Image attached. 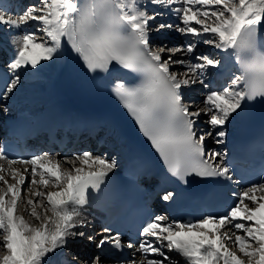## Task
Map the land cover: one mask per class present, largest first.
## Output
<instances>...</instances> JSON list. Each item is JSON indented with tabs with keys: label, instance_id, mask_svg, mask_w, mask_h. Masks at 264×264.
Here are the masks:
<instances>
[{
	"label": "snow or ice",
	"instance_id": "1",
	"mask_svg": "<svg viewBox=\"0 0 264 264\" xmlns=\"http://www.w3.org/2000/svg\"><path fill=\"white\" fill-rule=\"evenodd\" d=\"M153 3H180L181 7L175 11L184 27H178V31L203 37L204 43L224 52L231 50L230 55L238 62L241 74H233L227 86L210 90L199 110L189 109L183 102L181 89L196 84L203 69L218 67L221 62L203 52L197 54L192 43L185 48L152 50L148 32L149 21L155 16H150L139 0H40L17 18L0 12V25L20 28L38 22L49 38L39 40L35 31L23 34L10 67L35 68L42 60H51L65 38L93 72L98 69L106 72L116 62L142 77L139 85L128 87L120 83L116 91L169 171L178 177L192 172L200 176H227L228 167L212 163L219 153H209L208 159H204L205 139L214 133L210 130L198 136L193 117L203 113L209 124L222 126L241 107L242 101L264 97V42L257 41L258 30L264 31V0H153ZM176 53H190L196 62L174 59ZM186 63L188 70L183 74L171 70L173 65ZM19 79L17 75L6 91L11 92ZM215 135L222 137L225 132L217 128ZM77 161L81 167L76 166ZM17 163L33 166L30 185L45 189L51 185L56 189L45 192L25 188L29 194L25 204L30 206L29 215L37 222L35 225L17 215L21 186L26 181L24 174L11 168ZM65 163L71 167L62 168L61 162H54L46 154L30 160L8 161L9 174L16 182L8 183L0 175V181L6 185L0 189V244L5 250L0 255V264H44V258L64 247L68 238L84 236L82 231H74L78 224H84L76 219L80 216L79 209L87 203L88 189H99L115 162L84 152ZM3 171L0 166V173ZM171 195L168 193L163 199L168 200ZM31 196L41 198V212ZM164 220L156 216L142 228L143 236L153 237L159 243L139 242L141 258L133 259L131 264H173V261L181 264L180 257L184 258V264H264V184L253 185L241 193L238 202L220 217L208 216L187 224H165ZM233 230L244 234L237 235ZM88 240L95 241L98 248L108 243L121 247L119 237L102 236L96 241L94 236H88ZM225 240L238 247L247 261L231 251ZM127 247L137 245L129 243ZM149 253L152 257L145 260L143 257ZM99 259L93 264H99Z\"/></svg>",
	"mask_w": 264,
	"mask_h": 264
},
{
	"label": "bare ground",
	"instance_id": "2",
	"mask_svg": "<svg viewBox=\"0 0 264 264\" xmlns=\"http://www.w3.org/2000/svg\"><path fill=\"white\" fill-rule=\"evenodd\" d=\"M39 3L40 0H22V2H20V8L17 9L19 0H0V12H3L6 16L17 18L19 16V13L25 11L26 8L32 5H38ZM139 4L144 10L148 12L150 16H155L154 20L158 19V22L161 21V24L163 25H172V27H160L159 25H157V30H162L161 32H157V30L154 28V20L149 21L150 30L148 32V37L149 44L152 50H157L161 47H167L164 45L159 46L158 42H167L168 38H162V36L172 35L171 39H182L183 42H190L193 40V44L197 49V53L204 52L206 55H208L207 51H205L207 49H209L208 52L211 54H214L215 52L219 53L221 63L218 67L211 66V72L208 69H203V75L198 77V82L196 84L181 89L183 102L189 107L190 110H199L198 102H196L193 97L194 92L190 90L193 89L194 86H199L205 80L206 82L209 81L211 87H213L212 85L214 83L218 85H220V83H223V81H225L228 75L232 77L233 74H241V72L238 70V62L236 58L230 55L231 50H229V52H224L221 49H216L214 45H204L202 42V39H204L203 37L197 38V36L195 35L184 34L178 31V27H184L181 16L178 15L175 11L176 8L181 7L180 3H176L173 5H162L153 3V0H139ZM196 27L199 28L200 26L196 25ZM36 29H38V32L40 33L43 32L42 27L38 22H29L27 25H22L20 28L0 25V67L7 68L13 74L14 79L17 75L20 78L19 83L16 85L15 88L12 89L11 92L6 91L5 99L2 103H0V131H4L6 133L18 121L27 120L32 116H37L44 112L49 113L45 128H66L69 130V133H72V135H74V129L78 126L95 127L98 133V138L94 144H96L100 139H104L106 144L105 153L91 151L85 152H90L93 156H100L101 158L106 159L109 162H115V167L110 171L121 170L126 165L128 160V143L124 135L127 133L129 126L126 125V123H120L117 125V127H112L109 123H107L105 119V117H107L108 112L104 110L101 111L99 109H96L98 114L94 120L82 122L79 118L74 119V117H72L71 119H69L64 116V114H62V111L59 108L60 106H58V98L61 96V92L65 88L63 78L67 66L70 67L71 71V75L68 80L69 83H71L73 86L71 91L78 94L80 98L81 96L87 94L88 88L89 94L87 96V100L89 102H92L93 104H95L93 96L96 94L104 95L107 98V102H109L111 105H115V100L119 99L118 94L116 96H113V88L106 89L101 86L100 79L105 78V74L99 70H96L95 72L89 70L83 58L80 56L79 53L75 52V50L72 49L71 44L66 41V38L62 42L61 47L57 50V52L53 54L51 60H42L35 68L29 65L20 69H11L10 65L14 61L18 50L17 42L26 32L35 31L37 37L39 38L40 35L36 31ZM262 32L264 35V31ZM168 33H170V35H168ZM205 35L210 36L211 34ZM178 47L184 48L182 46ZM175 58L183 59L186 62L194 61L192 60V54L190 53H176L174 59ZM182 68L183 70L181 72L180 69ZM124 69L125 68H123V66L115 62V65L108 72V77L111 78L116 84H125L126 74ZM171 70L183 74L188 70L187 63L184 65H173L171 66ZM212 73L213 76L211 75ZM134 74L136 76H139V74L137 73ZM202 85L204 86V84ZM125 109L127 108L125 107ZM244 109L245 100L241 102V107L237 109L235 113H232L229 116L228 121L224 125L220 126V130H223L225 132V135L219 137V141L214 140L213 136L206 137L204 147L209 148L208 154H220L218 157L212 158L213 164H220L222 166H225L226 157L231 154L234 148L239 123L243 116ZM126 114L127 112L122 114V116L124 117L126 116ZM128 116L134 118L130 112L128 113ZM207 117L208 116L204 115L203 113L199 117H193V119L195 120L194 131L197 132L198 136L210 131L209 124L207 121L208 119L206 120ZM45 128L40 131H45ZM45 154L43 153L42 155ZM112 154L115 155V158L110 159V155ZM78 155L79 154L76 153L65 155L62 152H57L54 156H48L51 157L54 162H61L62 168H70L71 166L65 163V161L73 160ZM0 166L4 168V171L0 173V175H4L8 183H15L16 181L13 180L12 176L9 174L8 171V161L0 159ZM76 166L81 167L82 165L79 163V161H77ZM32 167L33 166L31 165H25L21 163L11 165V168L18 170L21 174H24L26 176L25 185L21 186V198L18 201L17 215H23L28 222L35 225L37 222L34 218L30 217L29 215L30 206L25 204V200L29 197V194L25 191V188L30 187L33 188V190H41L45 192L55 191L56 189L53 188L51 185H49V187L46 189L40 185H30L29 181L31 179L30 173ZM83 167L86 168V166ZM25 168L28 169V172L24 171ZM37 179H39V177H37ZM4 188H6V185L2 181H0V189ZM248 188L250 187H246L243 192L246 191ZM169 193L172 194L170 199L165 200L163 199L164 196H161L159 199V203L166 207L171 206L175 200V192ZM257 195L259 196L261 194L257 193ZM31 198L37 202V211L41 212L42 209L39 206V201L41 198L35 196H31ZM44 203L47 204L46 199L44 200ZM162 209L164 210L163 207ZM89 210V207L82 206L79 209L80 216L76 218L78 221L82 220L84 224H78L77 228L74 229V231H82L84 233V236L68 238V242L64 247L57 249L54 253H49L44 258V264H84L83 262H86L89 258H93L94 262L97 257L100 258L99 264H122L109 261L102 252H96V248L98 247H96L95 241H84L85 239H88V236H94L96 238V241H99L102 236H108L107 234H103L102 230L99 229L97 220L93 216H91ZM48 215H52L51 212H49ZM163 216H166V212H164ZM164 218L165 224L182 223L170 219L169 216H166ZM233 231L237 235L244 234L240 230ZM147 240L153 241L154 243H159L153 237H144L143 241ZM224 243L227 244L231 251L236 252V254L240 256L241 259H245V261H247V258H245L243 254L239 252L238 247L233 245L231 241L225 240ZM0 248L3 249L2 244H0ZM68 251H70V253L74 255L73 258L70 257ZM1 253L0 255H2ZM151 257L152 254L149 253L143 258L146 260ZM140 258L141 254L138 253L136 259ZM179 259L181 261V264H184V258L180 257ZM132 260L127 261L125 264H131ZM173 264H175V261H173Z\"/></svg>",
	"mask_w": 264,
	"mask_h": 264
},
{
	"label": "rangeland",
	"instance_id": "3",
	"mask_svg": "<svg viewBox=\"0 0 264 264\" xmlns=\"http://www.w3.org/2000/svg\"><path fill=\"white\" fill-rule=\"evenodd\" d=\"M24 13V11H22L21 13H19V15H22ZM154 25H155V29L157 30V28H156V26L157 25H163V24H160V22H158V19H156V20H154ZM159 29V28H158ZM36 31L38 32V29H36ZM162 30H157V32H161ZM38 34L40 35V37H39V39H41V40H48L49 38L46 36V34L45 33H43V32H38ZM168 35H170V33H168ZM166 38H168V40H167V42H163L162 43V41H159L158 42V44H159V46L160 45H164V46H167L166 48H168V47H178V46H182V47H186V43H184L183 42V40L182 39H177V38H173V39H171L172 38V35H170V36H165ZM197 38H201V37H197ZM202 42H203V44L204 45H209V44H207V43H204V39H202ZM189 43H194V41L192 40V41H190ZM172 45V46H171ZM204 45H203V47H204ZM206 47V46H205ZM208 50L209 49H207V50H205V51H207V54L209 55V56H214L215 57V59H217V60H219L220 61V57H219V53L218 52H215L214 54H211V53H209L208 52ZM200 53V52H199ZM199 53H197V54H199ZM204 53V52H203ZM205 54V53H204ZM196 61H193V63H195ZM210 67L211 66H208V67H206L205 69H210ZM182 70H183V68L182 69H180V71L182 72ZM207 70V71H208ZM230 81H231V77H228V79H227V81H226V84L225 85H223V86H227L228 84H230ZM206 83V84H205ZM202 84H204V86L202 85ZM208 86H209V84H207V82L204 80L199 86H194V88L193 89H190V90H192V91H194L195 92V100H196V102H198V108L200 109L201 107H203L204 105H203V101H204V99L206 98V96L209 94V91L211 90V89H209L208 88ZM223 86H221V87H223ZM221 87H215V90H219ZM197 88H199V89H197ZM208 119V117L206 118V120ZM208 121V120H207ZM209 124V123H208ZM208 126V125H207ZM217 128H219V129H221V127L220 126H213V125H211V124H209V130H211L213 133H214V135H213V137H214V140H216V141H219L220 140V136H216L215 135V132H216V130H217ZM214 130V131H213ZM219 139V140H218ZM112 159V158H111ZM82 240V239H81ZM84 241H87V242H89V240L88 239H85ZM91 244H93V243H91ZM69 250V249H68ZM2 252V253H1ZM69 252V254H70V257L71 258H73V254H71L70 253V251H68ZM96 252H98V248H96ZM0 253L3 255L4 254V250L3 249H1L0 248ZM75 257H77V256H75ZM74 260V259H73ZM89 260V261H88ZM86 262H83L84 264H92L93 263V258H89Z\"/></svg>",
	"mask_w": 264,
	"mask_h": 264
}]
</instances>
